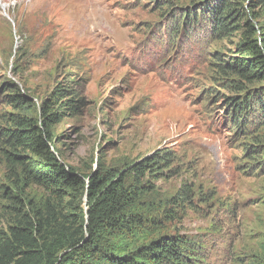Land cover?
<instances>
[{
	"label": "rangeland",
	"instance_id": "374dc122",
	"mask_svg": "<svg viewBox=\"0 0 264 264\" xmlns=\"http://www.w3.org/2000/svg\"><path fill=\"white\" fill-rule=\"evenodd\" d=\"M196 1L0 0V116L11 110L1 92L7 81L41 101L58 82L78 80L82 115L54 127L67 164L82 173L123 169L172 151L171 172L151 180L143 199L161 218L159 233L193 238L200 264H264V168L251 151L264 123L256 137L237 133L220 100L229 92L210 59L216 50L231 53L236 38L212 41L197 30L180 40L181 24L170 36L180 22L172 11ZM250 115L243 123L254 131ZM8 174L0 156V182L15 197L37 206L53 199L42 187L17 189ZM183 187L189 200L179 195ZM10 205L0 199V231L14 218ZM62 205L73 211L68 200Z\"/></svg>",
	"mask_w": 264,
	"mask_h": 264
},
{
	"label": "trees",
	"instance_id": "16d2710c",
	"mask_svg": "<svg viewBox=\"0 0 264 264\" xmlns=\"http://www.w3.org/2000/svg\"><path fill=\"white\" fill-rule=\"evenodd\" d=\"M179 10L170 15L180 18L170 36L183 40L198 30L212 41L237 39L231 53L216 50L210 60L222 77L218 86L229 92L220 100L231 110L227 117L233 130L254 134L256 124L264 123V0H201ZM1 92L11 107L0 116V156L8 176L17 189L42 187L53 199L40 206L24 202L0 182V199L13 203L14 216L7 231H0V264L201 263L203 255L193 238L159 233L161 218L144 210L151 180L167 177L173 168L172 151L158 149L123 169L99 166L82 173L67 164L54 136L57 124L82 115L86 106L78 80L58 82L41 101L12 80ZM249 111L254 131L243 123ZM263 139L256 137L251 144L261 169ZM179 195L189 200L186 187ZM56 199L58 205L52 203ZM66 200L73 211L63 209Z\"/></svg>",
	"mask_w": 264,
	"mask_h": 264
},
{
	"label": "bare ground",
	"instance_id": "6f19581e",
	"mask_svg": "<svg viewBox=\"0 0 264 264\" xmlns=\"http://www.w3.org/2000/svg\"><path fill=\"white\" fill-rule=\"evenodd\" d=\"M6 7V6H5Z\"/></svg>",
	"mask_w": 264,
	"mask_h": 264
}]
</instances>
